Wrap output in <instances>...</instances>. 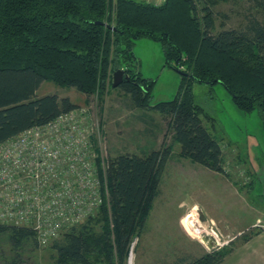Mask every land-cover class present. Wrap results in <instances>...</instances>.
Masks as SVG:
<instances>
[{
  "label": "trees",
  "instance_id": "trees-1",
  "mask_svg": "<svg viewBox=\"0 0 264 264\" xmlns=\"http://www.w3.org/2000/svg\"><path fill=\"white\" fill-rule=\"evenodd\" d=\"M217 1V0H216ZM215 0H0V143L78 108L68 97L36 96L44 81L81 94H103L113 73L126 78L116 88L134 105L170 116L180 155L224 174L220 140L203 120L212 118L195 103L194 82L221 84L236 107L257 110L264 127V18L241 29L214 32ZM101 22L105 25H99ZM160 43L165 65L180 75L172 100L150 105L154 82L143 77L133 53L135 40ZM170 147L143 155L119 154L106 168L108 205L52 240V264H126L135 239L145 233ZM10 256L21 264L37 247L27 227L0 224ZM248 238L245 237L244 241ZM231 251L218 250L176 264H221Z\"/></svg>",
  "mask_w": 264,
  "mask_h": 264
},
{
  "label": "rangeland",
  "instance_id": "rangeland-1",
  "mask_svg": "<svg viewBox=\"0 0 264 264\" xmlns=\"http://www.w3.org/2000/svg\"><path fill=\"white\" fill-rule=\"evenodd\" d=\"M212 9L214 32L241 29L249 20L264 18V0H215ZM133 53L143 77L154 82L150 105L172 100L178 91L180 75L165 65L160 43L146 38L135 40ZM192 90L195 103L213 120L214 126L209 120L204 119L203 123L220 140L224 174L182 157L169 129L170 116L135 106L118 88L109 86L103 94L87 96L44 81L36 90L37 97L56 94L68 97L78 107L88 108L91 120L100 129L103 139L97 148L106 161L119 154L143 155L170 147L171 157L162 173L160 193L153 203L145 233L132 244L131 264H176L179 258L192 259L208 253L197 237L198 227H213L222 238L233 239L223 248L225 251L237 249L245 237L264 232L252 228L256 222L244 230L254 219L250 207L256 210L254 213L258 212L255 217L264 224V127L257 110H239L219 83L194 82ZM201 212L221 216L224 227L205 220ZM52 243V239L45 242L37 239V247L26 250L21 264H52L55 255ZM1 255L10 256L5 239L0 241Z\"/></svg>",
  "mask_w": 264,
  "mask_h": 264
},
{
  "label": "built area",
  "instance_id": "built-area-1",
  "mask_svg": "<svg viewBox=\"0 0 264 264\" xmlns=\"http://www.w3.org/2000/svg\"><path fill=\"white\" fill-rule=\"evenodd\" d=\"M90 117L88 108L78 107L0 143V224L31 228L45 242L108 205V160L97 148L103 138ZM204 228H197V237L208 252L233 240ZM252 228L264 224L257 220Z\"/></svg>",
  "mask_w": 264,
  "mask_h": 264
},
{
  "label": "crops",
  "instance_id": "crops-1",
  "mask_svg": "<svg viewBox=\"0 0 264 264\" xmlns=\"http://www.w3.org/2000/svg\"><path fill=\"white\" fill-rule=\"evenodd\" d=\"M250 209L253 211L252 216L254 219L248 223L244 230L258 220V218L255 217L258 212L254 213L256 210L252 207H250ZM201 215L205 220L210 219L216 222L221 228L224 227V219L221 216L217 218L202 212ZM221 264H264V232H259L251 238H248L237 249L232 250Z\"/></svg>",
  "mask_w": 264,
  "mask_h": 264
},
{
  "label": "water",
  "instance_id": "water-1",
  "mask_svg": "<svg viewBox=\"0 0 264 264\" xmlns=\"http://www.w3.org/2000/svg\"><path fill=\"white\" fill-rule=\"evenodd\" d=\"M97 24L99 25H105L101 22H97ZM126 78V76L124 75V71L123 70H117L113 73V76H112V87L113 88H116L120 85V83L123 81V79ZM208 247L210 248L211 247V243H208ZM132 255L130 254V257H129V260H128V264H131L132 263Z\"/></svg>",
  "mask_w": 264,
  "mask_h": 264
}]
</instances>
